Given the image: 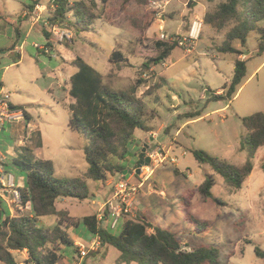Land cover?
<instances>
[{
	"label": "rangeland",
	"instance_id": "374dc122",
	"mask_svg": "<svg viewBox=\"0 0 264 264\" xmlns=\"http://www.w3.org/2000/svg\"><path fill=\"white\" fill-rule=\"evenodd\" d=\"M83 1L99 17L91 29L76 32L67 13V20L56 24L59 33L54 34L48 21L54 8L52 0H40L31 12L27 9L28 0H0V49L5 50L0 54L2 92L9 95V103L16 111H24L30 117L27 122L21 114L20 119L0 128V153L5 158L0 160V209L6 212L8 204L14 216L20 213L16 207L20 203H12V192L24 186L26 172L13 164L16 158L25 162L49 160L54 166L55 178L79 177L86 183L90 194L86 202L72 198L58 200V206L70 209V213L66 210V215L74 220L93 213L92 206L96 208L97 203L91 197L111 190L113 178L121 179V175L116 174L102 184L89 180L83 154L85 137L68 128L71 103L68 77L76 68L66 63L80 56L103 75L108 87L132 93L144 101L152 111L153 119L149 123L155 132L161 125L169 127V132H160L154 141L137 130L133 144L120 162L125 170L138 166V155L145 142L152 149L161 148L167 157L153 166L152 178L148 180L150 186L145 185L134 203L137 210L144 212L153 225L174 233L188 245V250L211 245L218 249L222 262L264 264V260L255 255V248L264 251V173L261 169L264 147L254 154L253 170L239 190L228 187L208 165L198 164L190 152L202 150L235 166L246 161V152L240 150L241 118L257 112L264 114V64L261 65L264 52L257 54V35L251 32L247 36L243 49L247 57L246 75L236 91L246 84L236 96L235 92L229 99L214 100L216 89L230 82L233 75L232 56L222 58L217 51L225 30L216 32L202 24L190 53L176 46L160 63L152 60L166 45L185 35L190 18H203L205 8L208 7L207 13L212 12L225 0L209 3L206 0H148L145 4L124 3V0ZM150 2L159 4L160 8H152ZM192 3L196 5L193 7ZM149 19L154 20L149 24ZM180 21L184 23L179 31ZM260 25L264 27V22ZM44 33L49 34V47L45 46ZM161 34L167 38L161 40ZM15 47H18L17 52H14ZM57 48L61 51L57 52ZM114 49L125 57V63L108 60ZM18 55L20 60L15 63ZM194 111L198 112L195 119L183 115ZM186 120L189 122L182 126ZM36 145L41 148L34 149ZM7 175L14 179V188L8 186ZM206 175L214 177L211 193L223 204L204 201L197 193L193 196L190 211L210 225L205 233H198L194 224L185 221L181 196L200 185ZM132 182L139 181L132 179ZM23 209L25 214L27 210ZM67 217L60 220L43 217L39 225L52 228L58 221L69 222ZM122 221L115 231H108L118 233ZM67 232L86 246L87 240L93 237L82 225L77 229L70 227ZM77 249L63 247L57 264H117L119 252L113 247H102L101 251H92L94 254L87 251L81 260ZM14 255L18 264H24L25 252Z\"/></svg>",
	"mask_w": 264,
	"mask_h": 264
},
{
	"label": "trees",
	"instance_id": "16d2710c",
	"mask_svg": "<svg viewBox=\"0 0 264 264\" xmlns=\"http://www.w3.org/2000/svg\"><path fill=\"white\" fill-rule=\"evenodd\" d=\"M148 0H124V3L134 2L145 4ZM212 2V0H206ZM40 0H28L29 12L39 5ZM51 2V1H50ZM53 13L49 18L51 25L67 20L71 15L70 25L78 33L87 32L99 17L83 1L52 0ZM154 19H149L148 23ZM264 0H225L212 12L205 13L203 23L216 32L225 30L224 38L217 47L221 54L235 57L233 75L229 84L222 87L223 93L214 95V100L229 99L235 94L236 88L246 75L244 52L236 48L235 42L244 48L247 36L253 32L257 35V54L264 52ZM148 24V25H149ZM48 40L49 34L44 33ZM161 45V44H160ZM46 47L50 46L47 41ZM177 42L165 46L158 57L152 61L155 64L166 59L176 47ZM5 50L0 49V54ZM18 63L20 56L16 57ZM108 60L112 63H125L126 59L115 49ZM71 64L76 71L69 78L68 95L73 100L68 105L70 118L68 128L82 134L86 144L83 149L87 164L86 177L100 184L105 183L109 176L122 174L125 167L120 163L125 159L128 148L133 144L134 132L151 131L149 122L153 119L144 101L132 93L114 90L104 83L103 75L89 65L83 58L76 56ZM3 88L0 80V90ZM13 110L15 106L11 105ZM25 121H30L29 115L22 111ZM198 112L186 113L192 118ZM243 135L240 150L246 152V161L240 165H232L205 151L193 149L191 154L200 165H208L219 175L223 182L234 190L242 185L253 170V156L259 148L264 147V114L257 112L241 118ZM140 162V159H139ZM13 164L24 169L25 184L17 188L20 205L29 206L31 216L17 214L15 216L1 215L0 212V263L18 264L14 253L25 252L24 264H57L59 252L63 247H76L67 230L82 225L86 231L97 237L101 246H110L119 252L117 264H228L222 262L215 246L202 245L188 250V245L181 242L177 236L166 228L155 226L144 216L127 219L118 233H111L97 225L94 214L86 215L78 220L67 217V212L56 209V201L60 198H72L84 201L89 198V188L79 177L72 179H57L54 177V166L49 160L25 162L18 158ZM264 173V157L261 162ZM215 185L212 175H206L204 181L196 188L187 190L182 196V211L185 221L194 224L198 233H205L210 225L196 218L190 211V203L197 193L204 201L216 199L211 189ZM1 202V201H0ZM53 216L69 218V222L58 221L52 228L39 225L41 218ZM65 223V226L62 224ZM152 230V232H149ZM77 248V247H76ZM91 254L92 253L91 251ZM256 257L264 260V251L255 248Z\"/></svg>",
	"mask_w": 264,
	"mask_h": 264
},
{
	"label": "built area",
	"instance_id": "2783aa9c",
	"mask_svg": "<svg viewBox=\"0 0 264 264\" xmlns=\"http://www.w3.org/2000/svg\"><path fill=\"white\" fill-rule=\"evenodd\" d=\"M150 2V6L152 8H160L159 4L154 2ZM202 21L199 19H195L185 35L177 39V45L185 48L186 52L189 53L191 51V47L193 43L198 40L199 35L201 33ZM50 30L54 34H58L59 30L57 29L56 24L51 25ZM161 40L167 38L166 35H160ZM37 45H35L36 47ZM21 113L13 110L9 103V95L3 93L0 90V128L4 126L6 123H11L14 120L20 119L19 116ZM162 149L150 148L148 147L144 152V158L147 159L146 164L139 167L137 170L139 172L140 181L136 184L132 182L129 177H124V174H120L121 179L115 181L111 186V191L108 197L103 201L102 207L96 213V221L97 225L100 228H104L106 230L115 231L120 220H125L129 218H133L135 216V210L133 208V201L136 195L139 192L140 187L143 182H145L148 177L153 172V166L156 167L164 160H166V155H163ZM174 162L173 159H171ZM1 171V169H0ZM7 184L10 188H14L13 178L10 175H7ZM12 194L14 195V202H20L19 193L16 189L13 190ZM5 195H7L5 193ZM2 197V195H1ZM98 242L99 239L95 237ZM99 243H93L92 249H96L99 246ZM87 250L85 248H81L78 250L79 259H83L87 255Z\"/></svg>",
	"mask_w": 264,
	"mask_h": 264
},
{
	"label": "crops",
	"instance_id": "0c3cea01",
	"mask_svg": "<svg viewBox=\"0 0 264 264\" xmlns=\"http://www.w3.org/2000/svg\"><path fill=\"white\" fill-rule=\"evenodd\" d=\"M178 1V0H177ZM192 2H193V0H192ZM207 3H209V2H207ZM194 5H196V4H193L192 3V6L194 7ZM207 9H208V7H207ZM207 9L205 8L203 11V17H204V14L207 12ZM192 14H194V8L192 9ZM194 17H196V15L194 16ZM195 19L194 18H190L189 19V21H188V26H187V29L186 30H184V32L186 33L187 32V30L189 29V27H190V25H191V23L194 21ZM199 20H201L202 21V23H203V18H199ZM159 21H163L162 20V17H159ZM181 23H180V25H179V27H178V30L180 31V30H182V23H184L183 21H180ZM203 25H205L204 23H203ZM208 26V25H207ZM48 40L46 39V42H47ZM22 48V47H21ZM236 48H238V49H240L241 51H243L244 52V48H241L238 44L236 45ZM18 51V47H15V49H14V52H17ZM57 52H60L61 50L59 49V48H57V50H56ZM190 53V52H189ZM221 54V53H220ZM223 57L222 58H225L224 56H226V55H230V54H221ZM232 56V63H233V68H234V60H235V57L233 56V55H231ZM246 56H245V54L244 55H242V56H239V59L240 60H243L244 58H245ZM246 60H247V58H246ZM72 61H69V62H67L66 64H70ZM264 64V61H263V63L261 64V65H263ZM257 69H259V68H257ZM257 69L255 70V71H257ZM76 71V70H75ZM74 71V72H75ZM73 72V73H74ZM253 74L254 73H252L250 76H249V78L247 79V80H249L252 76H253ZM69 78H70V76L68 77V83H69ZM227 84H229V82H227L225 85H227ZM245 84H246V82H245ZM244 83L239 87V89L236 91V94H235V96L240 92V90L243 88V86L245 85ZM2 90V89H1ZM223 93V89H222V87L221 88H218V89H216V91H215V94L216 95H219V94H222ZM201 97H202V99H203V93H201ZM174 99V96L172 97V100ZM73 102V100L71 99V103ZM195 112V111H194ZM18 113H21L20 111H18ZM186 113H191V112H186ZM186 113H184V114H186ZM183 114V115H184ZM197 116H195V117H192V118H187L186 116H185V118H187V119H195ZM193 121V120H192ZM189 121L188 120H186V122L185 123H183V125L182 126H184L186 123H188ZM149 126L151 127V131H149V132H144L145 133V135L146 136H150V141H154L155 140V138L159 135V133L160 132H169V127H167V126H162L161 125V127L158 129V131H154L153 130V127L150 125V123H149ZM27 128V127H26ZM137 131V130H136ZM136 131L134 132V135L136 134ZM178 132V131H177ZM28 135V134H27ZM148 146V142L146 143H144L141 147H143V146ZM157 146V145H156ZM35 148L34 149H40L41 147L40 146H38V145H36V146H34ZM149 147V146H148ZM147 147V148H148ZM155 147V146H154ZM146 148V149H147ZM153 148V147H152ZM260 149V148H259ZM140 155V154H139ZM138 155V156H139ZM5 158H4V156L0 153V160H4ZM140 159V158H139ZM140 162H141V159H140ZM139 162V163H140ZM175 162V161H174ZM173 162V163H174ZM136 167L137 166H135V168L133 167V168H131V169H126L125 170V172H123L122 174H125L126 175V177L128 176L129 177V179H136L137 181H140V176H139V172H136V171H134L135 169H136ZM134 169V170H133ZM131 170H133L134 171V174L136 175H134V174H131ZM113 177V176H112ZM150 177V178H149ZM148 177V179L145 181V182H143V184H142V186L140 187V189H139V192H138V194L136 195V197L134 198V201H133V208H134V210H135V212H137L136 214H135V216L133 217V218H129V219H136L138 216H141V215H144L145 216V213L144 212H142V211H139V210H137V208L134 206V203H135V201H136V199L138 198V196L142 193V191H143V189H145V185L148 187V186H150V181H148V180H151V178H152V174L150 175ZM14 180V179H13ZM115 181H117L116 179L114 180V178H113V182H115ZM147 182V183H146ZM108 184H110V183H108ZM112 186V185H111ZM155 187V186H154ZM197 187V186H196ZM195 187V188H196ZM153 188V187H152ZM154 190V189H153ZM110 191L111 190H109V189H107V190H105V191H103V192H101V194H99V195H96L95 197H91V199H95V201H96V203H97V207L96 208H94V206H92V210H93V213H89L90 215L91 214H94V215H96V213L98 212V210L100 209V207H102V203H103V201L108 197V195H109V193H110ZM161 194H163L162 196H164V193L163 192H160ZM7 194V193H6ZM61 199V198H60ZM60 199H58V200H60ZM67 199H70V198H62V200L63 201H66ZM58 200L56 201V209L57 210H62V211H69V213H70V209H65V207H59L58 206ZM87 201V199L86 200H84L83 201V203L84 202H86ZM93 203V202H92ZM7 211L6 212H4V210L2 211L1 209H0V212L1 213H4L5 215H7V214H9L10 216H14V212H13V209L11 208V206L10 205H8L7 204ZM16 207H18L19 208V210H20V213L22 214V215H28V216H31L32 215V213H31V211H30V207L29 206H25L24 208H25V210H27V212L24 214L23 212H24V209H23V206H21V205H16ZM89 207H91V206H89ZM18 214H20L19 212H17ZM192 213V212H191ZM2 215V214H1ZM146 217V216H145ZM127 220V219H126ZM125 220H123L122 221V224H123V222H124ZM151 223V222H150ZM122 226V225H121ZM160 227V226H159ZM161 228H163V227H161ZM77 229V228H76ZM121 229V228H120ZM167 229V228H166ZM108 231V230H107ZM150 232H152V230H149ZM69 234V233H68ZM70 236V235H69ZM70 238L72 239V241H73V243H74V245L78 248L77 250H79L80 249V247L81 248H85L88 252L89 251H98V249H99V251H101V248H102V246H101V244H99V246L96 248V249H92V245H93V243H99L98 242V240L95 238V237H92V238H90L89 240H87V246L85 245V244H83V242L81 243L78 239H76V238H72L71 236H70ZM103 247H110V246H103ZM118 258V257H117ZM133 263V262H132Z\"/></svg>",
	"mask_w": 264,
	"mask_h": 264
},
{
	"label": "water",
	"instance_id": "95a60500",
	"mask_svg": "<svg viewBox=\"0 0 264 264\" xmlns=\"http://www.w3.org/2000/svg\"><path fill=\"white\" fill-rule=\"evenodd\" d=\"M148 146H143L142 147V149H141V153H140V155L138 156V158H140L141 159V162L139 163V165L137 166L138 168L139 167H141L142 165H144V164H146V162H147V159H145L143 156H144V152H145V150H146V148H147ZM125 172V171H124ZM136 172H138V171H136Z\"/></svg>",
	"mask_w": 264,
	"mask_h": 264
}]
</instances>
